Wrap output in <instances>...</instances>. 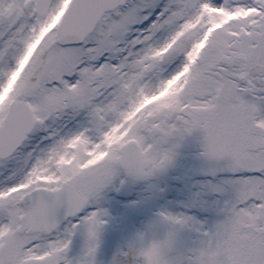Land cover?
<instances>
[{
  "label": "snow or ice",
  "instance_id": "obj_1",
  "mask_svg": "<svg viewBox=\"0 0 264 264\" xmlns=\"http://www.w3.org/2000/svg\"><path fill=\"white\" fill-rule=\"evenodd\" d=\"M0 264H264V0H0Z\"/></svg>",
  "mask_w": 264,
  "mask_h": 264
}]
</instances>
